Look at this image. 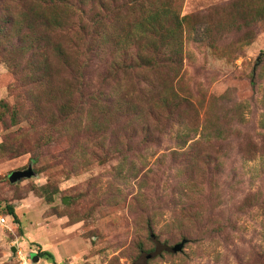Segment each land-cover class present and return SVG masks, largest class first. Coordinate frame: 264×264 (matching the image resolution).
<instances>
[{"label": "rangeland", "instance_id": "374dc122", "mask_svg": "<svg viewBox=\"0 0 264 264\" xmlns=\"http://www.w3.org/2000/svg\"><path fill=\"white\" fill-rule=\"evenodd\" d=\"M8 5L0 207L17 219L0 227V264H21V250L31 264H264V0H75L53 14L58 27L35 21L31 0ZM161 21L180 46L173 64ZM113 63L127 72L109 76ZM102 94L118 112L99 111Z\"/></svg>", "mask_w": 264, "mask_h": 264}, {"label": "trees", "instance_id": "16d2710c", "mask_svg": "<svg viewBox=\"0 0 264 264\" xmlns=\"http://www.w3.org/2000/svg\"><path fill=\"white\" fill-rule=\"evenodd\" d=\"M23 1H25V0H0V8L6 3L7 4V11L10 12V10H9L10 6L8 4H10L12 6L15 3L19 4L20 2H23ZM31 1L35 2L36 6H37L35 9H33L31 11V14L33 15L32 18L35 17V21L39 22L40 25L44 26L45 24H49L50 25L51 18H55V16H53V14H56L58 12L59 13L60 12L63 13L64 11L68 10L67 8H69V7H71L70 9L72 10L75 0H31ZM67 6H69V7H67ZM32 18H31V22L28 24V28L30 30H34V28L36 27V26L33 25L34 19H32ZM152 20H156V18H153ZM161 23H162L161 27L158 28L159 29V34L161 36V39H163L165 41H169V39H168V37H169L168 30H167V28H164L163 21H161ZM9 24H11V19H10L9 22L3 23V26L0 27V40L3 37L7 38V36L9 35V32L11 30V28L7 27V26H9ZM58 24L54 22V24L52 25V22H51L52 26L58 27L57 26ZM97 33H98V35H100L99 37H100V39L102 41L101 43L104 46H106L107 43H108V35H107V33H105L104 30L103 31H98ZM118 39H119V42H120V38L119 37H118ZM119 42L117 43L116 41L110 40V43L112 45H114V46H116L117 44L119 45ZM169 42L173 44V45L172 44L169 45V53L171 54L169 61L171 62V64H173L175 62L174 60L179 58V56L181 54V51L178 49L179 45H178L177 41H175L174 37ZM24 43H25V46H26V42H24ZM30 45H33V43L31 42ZM102 52L103 51H101V53ZM156 68H157L156 67V63L153 62V63H150V64L142 65L138 69H135V71L140 69L141 71L149 72V70H151L152 72H154V71H156ZM127 70H128V68H125V67H123V66H121L119 64H116V63L109 64L108 67H107V72H109V76H111V77H116V76L125 74L127 72ZM131 70L133 71V69H131ZM173 70H174V68H172V72H174ZM170 78L173 81L175 77L172 78L171 74H169L168 76H166V81H169ZM157 84H159V83L156 80L155 81L154 80H149L148 81V86H147V88H145V89H147V92L146 93L145 92H141V94H142V100L141 101H146V107H148V109H149V116L151 118H153L155 116V113H157L156 103L161 98L160 97V89H158V85ZM118 92H119V95L122 94V93H125L126 97L134 98L132 100L134 103L141 102L140 99H139V96L137 95V91L135 89L134 90H129V88L127 86L126 87L121 86L119 88ZM139 94H140V91H139ZM153 94H158V96H159V97L157 96L158 100L154 101L153 98L156 97V96H152ZM102 96H103L102 99H100V100L97 99V108L99 109V111L101 113L102 112L109 113L110 106H111L112 110H115L116 112L119 111V107L121 106L120 105L121 100L118 99L119 100V102H118V100H116V99L114 101L112 99V97L106 98V95H104V94H102ZM99 103H101V104H99ZM182 104L183 103H181V104L179 103L180 106ZM166 106L169 107L168 104H166ZM132 108L135 109L136 107L132 106ZM170 109H171V107H170ZM61 113H63V109H61ZM61 122H65V121L61 120ZM217 129L218 128L214 129L213 130L214 132H209L207 135L211 136L213 138H217V137L219 138L221 136V134H220V132ZM183 135L184 136H182V138H181L182 139L181 141L183 142V144H181L182 147H184V145H186L190 141V137L187 135V133H185ZM184 138H185V140H184ZM185 151H184V153H185ZM186 158L187 157H185V154H184V160L183 161H186ZM197 159L198 158H192L191 161H195ZM0 211H1V213L4 216H6L8 218H9V216H12L15 219H17L16 218V214H15V212H14L12 207H8V213H9L8 215H5L2 212L3 210H2L1 207H0ZM181 214H183L185 217H187V212H185V210H182ZM36 257L39 258V259L48 260L50 263H55V259H54L53 254H51L50 252H47V251H39V252H37L36 253Z\"/></svg>", "mask_w": 264, "mask_h": 264}, {"label": "water", "instance_id": "95a60500", "mask_svg": "<svg viewBox=\"0 0 264 264\" xmlns=\"http://www.w3.org/2000/svg\"><path fill=\"white\" fill-rule=\"evenodd\" d=\"M34 175V172L32 171L31 167L28 170L25 171H19L15 178L13 179V182H18L19 180L23 178H31ZM12 182V181H11ZM12 182V183H13ZM188 243V240H182L180 243L169 246L167 244H158L156 247V250L154 252V255L157 256L159 254H162L163 252H167L170 254H178L183 251L184 246ZM12 252L16 253V248L12 249Z\"/></svg>", "mask_w": 264, "mask_h": 264}, {"label": "built area", "instance_id": "2783aa9c", "mask_svg": "<svg viewBox=\"0 0 264 264\" xmlns=\"http://www.w3.org/2000/svg\"><path fill=\"white\" fill-rule=\"evenodd\" d=\"M8 217L4 216L1 211H0V227L3 228L5 226H7V223H8ZM17 255L19 256L20 260H21V264H31V261H30V258L24 254L21 251H18L17 252Z\"/></svg>", "mask_w": 264, "mask_h": 264}]
</instances>
